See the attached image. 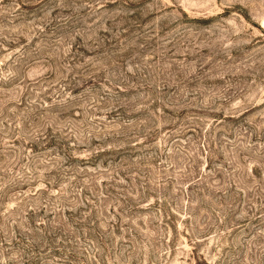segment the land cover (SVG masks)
Wrapping results in <instances>:
<instances>
[{"label":"rangeland","instance_id":"obj_1","mask_svg":"<svg viewBox=\"0 0 264 264\" xmlns=\"http://www.w3.org/2000/svg\"><path fill=\"white\" fill-rule=\"evenodd\" d=\"M0 264H264V0H0Z\"/></svg>","mask_w":264,"mask_h":264}]
</instances>
